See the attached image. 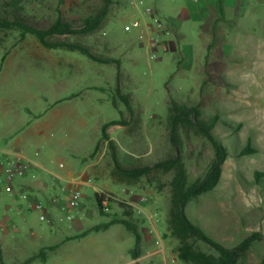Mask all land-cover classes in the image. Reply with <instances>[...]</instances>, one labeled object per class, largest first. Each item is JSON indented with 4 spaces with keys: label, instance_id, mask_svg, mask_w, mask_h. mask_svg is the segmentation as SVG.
<instances>
[{
    "label": "rangeland",
    "instance_id": "rangeland-1",
    "mask_svg": "<svg viewBox=\"0 0 264 264\" xmlns=\"http://www.w3.org/2000/svg\"><path fill=\"white\" fill-rule=\"evenodd\" d=\"M21 1L26 16L42 30L59 17L79 28L83 19L105 6L102 0ZM111 1L96 33L50 41L80 44L100 57L119 60V79L115 65L93 62L76 51L45 49L31 35L21 41L19 31L0 32V156L18 150L34 165L25 177L14 180L12 194L5 183L1 188L0 264H24L47 248L55 250L47 252L46 262L36 259L30 264H185L177 258L179 241L168 231L173 174L115 181L113 153L102 131L108 122H128L108 129L120 163L152 165L176 152L167 129L172 103L199 108L204 120L218 115L243 126L238 132L223 124L215 128L228 159L218 186L187 205L190 221L230 249L253 233L264 236V189L254 182L255 172L264 173V0H145L137 7L129 0ZM221 1L225 18L218 10ZM148 9L173 30L166 38L171 42L168 52L148 46L145 25H155ZM134 21L141 28L126 32ZM100 41L110 45L104 48ZM117 88L129 96L130 108L118 97ZM178 136L192 184L206 175L215 151L195 130L181 128ZM249 139L258 153L239 157ZM72 181L82 183V199L69 221L51 200H65ZM30 182L39 188L20 186ZM97 194L149 198L147 212L156 217L152 222L134 221L141 236L139 260L133 256L136 237L125 226L91 231L121 216L117 204L102 213ZM31 201L43 203L46 221ZM190 243L218 257L206 243ZM263 260L264 241L252 246L243 264Z\"/></svg>",
    "mask_w": 264,
    "mask_h": 264
},
{
    "label": "trees",
    "instance_id": "trees-1",
    "mask_svg": "<svg viewBox=\"0 0 264 264\" xmlns=\"http://www.w3.org/2000/svg\"><path fill=\"white\" fill-rule=\"evenodd\" d=\"M105 6L95 16H89L82 20L79 28H74L71 23L63 21L59 17L57 21L48 29L42 30L34 26L30 19L25 14V8L21 0H0V32L19 31L21 33V41L25 40L28 35L35 37L40 45L48 50L62 49L67 51H76L86 56L88 59L96 63L115 65L118 70V79L121 77V62L114 58H103L92 53L88 48L67 42H51L50 39L56 36H77V35H92L96 33L103 25L108 16L109 8L112 5L111 0H102ZM221 18H225L222 1L218 6ZM6 58H4L5 61ZM117 95L122 102L130 108V99L128 95L122 94L117 88ZM115 105V103H114ZM125 121H111L105 124L102 128L103 140H105L112 151L113 162L115 164L112 172V177L119 183H132L142 178H148L155 173L173 174L170 181V207L168 211V231L171 238L179 241V246L176 248L177 258L185 264H243L247 259L248 253L255 243L263 242V234L253 233L243 240L237 247L230 249L222 244L209 238L199 227L194 225L186 215L187 205L195 198L208 193L218 186L222 177V169L228 159V151L221 141L215 136L214 130L218 124H223V127H230L236 132L242 129V124L237 126L232 123L224 122L218 115L213 116L209 120H204L199 108L189 107L187 105H178L172 103L170 107V116L168 119V133L170 141L175 149V155L162 159L152 165L144 167H125L123 166L116 153L115 142L108 135V129L112 126L128 125ZM230 124V125H228ZM195 130L201 137L211 143L215 151V157L212 161L206 175L202 179L196 180L190 184L188 180V172L185 163L181 157L180 139L178 136L179 129ZM99 151L97 145L92 157L94 158ZM258 153L253 147L251 139L247 141L246 146L240 150L238 156L246 157ZM254 182L256 185L264 189V173L255 172ZM109 210H112L114 205H118L121 210V216L115 215L107 224L97 226L91 231L99 232L103 229H109L114 225H123L127 230L134 233L137 241L136 249L133 251L135 259L140 257L138 247L141 241L140 233L134 223L135 215L130 208H127L123 203L114 200H109ZM98 208L103 213L104 196L96 195ZM89 232L84 233L78 238H84ZM197 240L206 243L214 250L218 257L207 255L197 251L191 240ZM69 239L68 241H71ZM55 248H47L42 250L38 255L30 258L24 264H30L36 259L47 261V252L54 251ZM0 258H2V250L0 247ZM264 264V260L260 263Z\"/></svg>",
    "mask_w": 264,
    "mask_h": 264
},
{
    "label": "built area",
    "instance_id": "built-area-1",
    "mask_svg": "<svg viewBox=\"0 0 264 264\" xmlns=\"http://www.w3.org/2000/svg\"><path fill=\"white\" fill-rule=\"evenodd\" d=\"M145 0H129L128 4L131 7H137L143 4ZM193 4H199L202 0H188ZM146 14L154 20L153 25H145V29L148 32V46L152 48L154 51L157 48L162 47L165 52H168L170 48L169 41H166L167 37H172L173 30L171 27L163 23V21L156 19V11L152 9L146 10ZM142 24L139 21H134L125 27L126 32H131L134 29H140ZM144 38V37H143ZM153 59H157L156 53L152 55ZM3 156H0V191L3 186V183L6 185V189L9 193H13L12 183L17 178H23L27 174V170L33 167V163L28 161L19 151H12L8 153H1ZM53 180L54 177H52ZM72 189L68 190L66 199L63 201H59L57 198L51 200L52 205L57 206L61 211L66 212L67 219L69 221H73L74 218L71 216V210L81 207V199H82V191L81 186L82 183H78L77 181L71 182ZM129 192V191H127ZM114 200L117 202L123 203L127 208H130L135 217L152 222L153 218L156 217V214L150 215L147 212L146 206L149 203V198L141 196L137 200L132 199H118L112 195H109L107 198L104 197L103 208L105 211L109 210L110 201ZM31 207L40 213L41 221L47 220V210L42 202L39 201H31ZM5 226H2L1 229L4 231ZM151 257V255H147L146 258Z\"/></svg>",
    "mask_w": 264,
    "mask_h": 264
},
{
    "label": "crops",
    "instance_id": "crops-1",
    "mask_svg": "<svg viewBox=\"0 0 264 264\" xmlns=\"http://www.w3.org/2000/svg\"><path fill=\"white\" fill-rule=\"evenodd\" d=\"M99 44H100V46H102L104 48L107 47L108 45H110L109 43H104L102 41H100ZM78 97H80V95H77L74 98H78ZM14 151H18V150H14ZM20 186L22 187V189H29V190H36L37 188H39V187H36V184L34 182H30L29 185L28 184H25V183L24 184L23 183H20ZM120 214H121V212H120ZM139 220H141V219H139ZM134 221H138V218H134ZM142 221H144V220H142ZM140 258L141 257L137 258V260H139Z\"/></svg>",
    "mask_w": 264,
    "mask_h": 264
}]
</instances>
